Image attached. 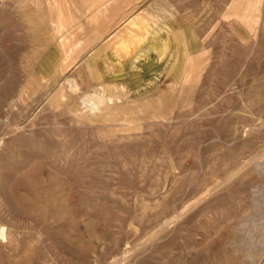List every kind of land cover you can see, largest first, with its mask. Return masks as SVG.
<instances>
[{
  "label": "rangeland",
  "instance_id": "obj_1",
  "mask_svg": "<svg viewBox=\"0 0 264 264\" xmlns=\"http://www.w3.org/2000/svg\"><path fill=\"white\" fill-rule=\"evenodd\" d=\"M58 1L62 16L55 0H0V264H264V0L146 20L142 53L162 59L140 72L127 23L157 0L112 3L81 32ZM244 5L259 18L232 24ZM189 30L205 55L180 42ZM94 92L114 105L90 113Z\"/></svg>",
  "mask_w": 264,
  "mask_h": 264
},
{
  "label": "crops",
  "instance_id": "obj_2",
  "mask_svg": "<svg viewBox=\"0 0 264 264\" xmlns=\"http://www.w3.org/2000/svg\"><path fill=\"white\" fill-rule=\"evenodd\" d=\"M68 5L65 6L67 13L70 17H76L78 19H87L86 23L83 24H76L74 29H78L81 31H87L88 26H90L93 22L97 23L99 20L100 15L109 13V9L112 7V3H114V7L128 9L131 7L137 0H125L124 2H119V0H66ZM199 3L208 0H198ZM244 1V0H242ZM191 1H183V0H157V2L150 5L151 11H148L146 14H140L135 17L134 20L128 21L127 28L130 29V34L133 37V41L131 43V47L127 48L129 51L134 52L131 54L132 58H135L138 53L142 51H146L150 48L151 45H142L143 43V34L144 30L147 29L148 23L145 20L154 19H164V18H175V19H182V18H197L196 11L193 10L192 6L189 5ZM159 5V6H158ZM68 6V7H67ZM93 7V8H92ZM162 9H161V8ZM164 7V9H163ZM239 7V6H238ZM237 7V8H238ZM91 10L93 12H91ZM165 10V11H164ZM203 11V9H202ZM88 12V13H87ZM169 12L174 13V15H168ZM88 15V16H87ZM143 15V16H142ZM168 15V16H166ZM148 17V19H146ZM129 17L120 16L116 21L117 25L122 24L124 20H128ZM75 23V22H74ZM106 23H102V29ZM70 31V30H69ZM101 31V29H100ZM115 31H111L106 37H103V33H94L92 34L86 41V43L81 48H75L76 50L85 51L88 48L92 47L93 50H96L99 45H101L104 41L109 39V37L114 34ZM79 33V32H78ZM135 33V34H134ZM99 35V36H98ZM115 36V37H114ZM112 38L118 41V34H115ZM75 39V38H74ZM74 39H69L70 44L72 46L75 44ZM104 39V40H103ZM149 42H158V39H148ZM101 41V42H100ZM99 42V43H98ZM116 45L117 43L114 42ZM134 46V47H133ZM126 49V50H127ZM92 50V51H93Z\"/></svg>",
  "mask_w": 264,
  "mask_h": 264
},
{
  "label": "bare ground",
  "instance_id": "obj_3",
  "mask_svg": "<svg viewBox=\"0 0 264 264\" xmlns=\"http://www.w3.org/2000/svg\"><path fill=\"white\" fill-rule=\"evenodd\" d=\"M52 1H54V0H52ZM48 3V2H47ZM55 4H56V6H57V9L59 10V12H60V15L62 16V7H61V2H59L58 0H55ZM47 6V5H46ZM51 6V5H50ZM53 6H54V4H53ZM55 6V7H56ZM159 6V5H158ZM252 7H255V9L257 8V6H255V5H251ZM251 6H245L244 5V8L246 9H250L251 11L248 13V14H245L244 16H243V18L241 17V16H239V15H237L236 17H235V19H233V22H232V24H235V25H238V26H240V25H242V26H244V25H248V23L250 22V20L255 16V17H257V18H259L258 16V14H257V12H256V10L255 9H252V7ZM68 7V6H67ZM93 8V7H92ZM161 8V7H160ZM243 8V9H244ZM64 9V8H63ZM162 9V8H161ZM163 9H164V7H163ZM57 10V11H58ZM53 11V10H52ZM165 11V10H164ZM54 12V11H53ZM91 12H93L92 10H91ZM88 13V12H87ZM51 16V15H50ZM88 16V15H87ZM166 16H168V15H166ZM60 17V16H59ZM53 20V19H52ZM60 20V19H59ZM85 20V19H84ZM146 21V20H145ZM170 23V22H169ZM181 23V26H182V24H183V22H180ZM190 23H191V21H190ZM60 24H61V20H60ZM255 24H256V21H255ZM114 25V24H113ZM166 25V24H165ZM168 25H170V24H168ZM178 25H179V23H178ZM257 25H259V23L257 24ZM171 26H173V25H171ZM175 26V25H174ZM180 26V27H181ZM55 27V26H54ZM59 27V26H58ZM183 27H186V26H183ZM176 28V27H175ZM178 28V27H177ZM55 29H57V28H55ZM185 30V29H184ZM233 30V29H232ZM231 30V31H232ZM258 30V29H257ZM167 31V30H166ZM169 31H170V28H169ZM176 31H177V29H176ZM179 31V30H178ZM147 32V31H146ZM235 32V31H234ZM233 32V33H234ZM167 33V32H166ZM171 33H172V31H171ZM174 33V32H173ZM181 33V37H180V39H181V41L179 40V38H178V41H180L181 43H182V45L184 46V47H186L187 49L188 48H190V46H192V45H194V47H195V50H196V52H197V54L198 55H205L206 54V50H202L200 47H199V38H198V36L196 35V32L194 31V30H189V31H181L180 32ZM180 33H179V35H180ZM241 33V32H240ZM254 33H256V31H254V32H252V31H244V32H242V34H243V37H244V39H246V40H250L251 38H252V36H251V34H254ZM135 34V33H134ZM149 34H151V33H149ZM175 34V33H174ZM110 35V34H109ZM178 35V36H179ZM99 36V35H98ZM176 36V35H175ZM167 37V36H166ZM171 37V36H170ZM169 37V38H170ZM59 39H64V37L61 35L60 37H59ZM174 39V38H173ZM104 40V39H103ZM175 40V39H174ZM66 43L68 42H70V40H68L67 41V39H65L64 40ZM252 41V40H251ZM101 42V41H100ZM168 42V41H167ZM176 42H177V40H176ZM179 42V43H180ZM181 43L179 44V45H181ZM169 44V43H168ZM65 44H63L60 48L62 49V51H64L65 52V54H66V60H67V62L69 61L70 62V64L67 66V68H70L71 67V65H72V61H71V59H70V56H72V52H70V47H74V46H71L70 45V47H65L64 46ZM130 47V46H129ZM128 47V48H129ZM182 47V46H181ZM174 48V47H173ZM172 48V49H173ZM165 49H168V47L167 48H165ZM176 49V48H175ZM91 50H93V49H91ZM170 51V50H169ZM173 51V50H172ZM177 51V50H176ZM112 52V51H111ZM192 52V51H191ZM56 52H54L53 54H52V58H53V60H55V57H56V54H55ZM113 53V52H112ZM169 53V52H168ZM174 53V52H173ZM89 54V53H88ZM175 54V53H174ZM181 54V53H180ZM183 54V53H182ZM170 55V57H171V54H169ZM168 55V56H169ZM116 55L114 54V57H115ZM82 57V56H81ZM91 57V56H90ZM167 57V56H166ZM174 57V56H173ZM172 57V58H173ZM182 57H183V55H182ZM181 57V58H182ZM116 58V57H115ZM135 60H137L138 62L133 66V70L134 71H136V72H140L143 68H144V66L145 65H147V62H148V64H150V62L151 61H157V62H159L161 59H162V55H157V54H150V55H147V54H145V53H142V52H140V53H138V55H136V57L134 58ZM183 59H184V57H183ZM190 55L189 54H187V59H186V64H185V66H187V68L185 69V71H184V73H183V77H182V81H184L186 78H187V76L190 74V66H191V62H190ZM52 60V59H51ZM183 61V60H182ZM171 62V61H170ZM184 62V61H183ZM183 62H182V64H183ZM122 63V62H121ZM77 64V63H76ZM115 64V63H114ZM173 64V63H172ZM207 64V63H206ZM119 65V64H118ZM155 65V64H154ZM174 65V64H173ZM181 65V64H180ZM179 65V66H180ZM43 66H45V63H44V65ZM123 66H124V64H123ZM126 66V65H125ZM128 67V66H127ZM171 67V66H170ZM39 68V67H38ZM162 68V67H161ZM160 68V69H161ZM180 68V67H179ZM182 68V67H181ZM66 69V68H65ZM155 69V68H154ZM167 69V68H166ZM192 69V68H191ZM37 70V69H36ZM47 70V69H46ZM45 70V71H46ZM60 70H61V67H60V65L59 66H56V67H53L52 69H51V71H50V73H49V76H56V75H58L59 74V72H60ZM130 70V69H129ZM175 71V70H174ZM36 72V71H35ZM43 72V71H42ZM150 72V71H149ZM163 72V71H162ZM169 72V71H168ZM148 73V72H147ZM181 73V72H180ZM32 74V73H31ZM126 74V73H125ZM141 75V74H140ZM155 75V74H154ZM160 75V74H159ZM198 75V74H197ZM150 76V75H149ZM145 78V77H144ZM126 79V78H125ZM43 80V79H42ZM188 80H189V78H188ZM196 80V79H195ZM198 80V79H197ZM150 83H149V85H153V84H155V83H157L155 80H150L149 81ZM185 82H186V80H185ZM68 83L71 85V87H72V89L73 90H78L79 89V87H80V84L78 83V81L76 80V79H69L68 80ZM181 83H183V82H181ZM194 83H196V82H194ZM147 87V85H145L143 88H146ZM131 89V88H130ZM117 100H119L118 98H117ZM115 101V97L114 96H112V95H108V94H106V92H94L93 94H87L85 97H84V99L82 100V104L84 105V106H82V107H85V109L87 108L88 110H89V112L90 113H92V114H97V113H100V112H104V110L105 109H109V108H111L113 105H114V102ZM102 112V113H103ZM164 118V117H163ZM163 118H161V120H160V117L158 118V120L161 122L162 120L164 121V119ZM166 118V117H165ZM165 121H166V119H165ZM170 121V120H169ZM119 122H122V123H127L128 121L127 120H125V119H123V120H119ZM128 124H131V123H128ZM125 125H127V124H125ZM132 125V124H131ZM118 127V126H117Z\"/></svg>",
  "mask_w": 264,
  "mask_h": 264
}]
</instances>
